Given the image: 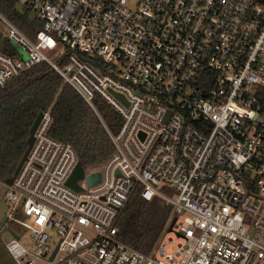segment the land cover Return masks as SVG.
I'll list each match as a JSON object with an SVG mask.
<instances>
[{"label":"built area","instance_id":"1","mask_svg":"<svg viewBox=\"0 0 264 264\" xmlns=\"http://www.w3.org/2000/svg\"><path fill=\"white\" fill-rule=\"evenodd\" d=\"M17 3L41 26L31 37L0 13L20 52L0 50V86L45 61L121 121L107 128L106 158L82 163L101 180L80 179L77 190L67 180L78 155L49 134L43 111L6 184L9 217L34 239H10L16 264H264V0ZM137 185L171 205L169 230L182 241L163 230L145 252L119 237V210Z\"/></svg>","mask_w":264,"mask_h":264},{"label":"trees","instance_id":"2","mask_svg":"<svg viewBox=\"0 0 264 264\" xmlns=\"http://www.w3.org/2000/svg\"><path fill=\"white\" fill-rule=\"evenodd\" d=\"M0 13L31 37H35L41 26L36 13L18 5L17 0H0ZM3 35L0 18V40ZM2 51L14 56L20 54L9 40ZM65 61L63 58L62 62ZM93 101L98 112L45 61L8 79L0 86V179L14 174L28 147L27 140L38 113L49 108L51 136L71 143L84 164L106 158L111 146L107 128L116 131L120 115L101 96L96 95ZM140 190L137 185L120 208L117 225L123 241L149 252L166 228L172 207L158 197L145 199Z\"/></svg>","mask_w":264,"mask_h":264},{"label":"rangeland","instance_id":"3","mask_svg":"<svg viewBox=\"0 0 264 264\" xmlns=\"http://www.w3.org/2000/svg\"><path fill=\"white\" fill-rule=\"evenodd\" d=\"M131 5H134L137 0H128ZM48 55L52 56L54 59L58 58L57 49L48 51ZM164 188V187H163ZM7 185L5 180L0 179V264H16L14 257L8 249V242L11 238H18L25 245L32 247L34 243L33 237L29 234V230L25 229L23 226L18 225L9 217V212L11 211V205L5 198V191ZM14 215L17 217L23 216L21 210L18 208L14 212ZM175 216L174 211L170 213V217L164 229V234L167 237L172 236L174 238L173 242L177 243L182 241L181 238L176 237V233L173 230H169V227ZM174 229V228H173ZM53 240H57L58 236L56 233L51 231Z\"/></svg>","mask_w":264,"mask_h":264},{"label":"water","instance_id":"4","mask_svg":"<svg viewBox=\"0 0 264 264\" xmlns=\"http://www.w3.org/2000/svg\"><path fill=\"white\" fill-rule=\"evenodd\" d=\"M7 41V37L6 35L4 34L0 40V50H2L3 48V45L4 43ZM115 95L119 98H123V96L119 93H115ZM42 116H43V111H40L31 127V132H30V135H29V138H28V147L23 155V157L21 158L19 164L17 165L15 171H14V174L10 177H7L5 179V183L6 184H11L14 180V177L15 175L18 173L23 161L27 158V154L34 142V139H35V130L40 122V120L42 119ZM116 173H119V171L117 170ZM86 177V180H87V183L90 185V184H95L96 182L100 181L101 180V177H102V174L100 171H96V172H93V173H90L88 174L87 176H85V172H84V166L82 164V161L79 159L77 164H76V167L74 169V171L72 172V174L70 175V177L68 178L67 180V184L69 186H71L72 188H75L77 190L81 189V185L79 184V180L80 179H83ZM176 220V217L173 218V222Z\"/></svg>","mask_w":264,"mask_h":264}]
</instances>
